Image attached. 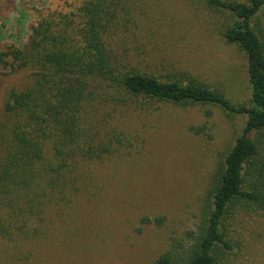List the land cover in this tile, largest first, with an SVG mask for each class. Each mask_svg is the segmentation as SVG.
<instances>
[{"label":"rangeland","instance_id":"1","mask_svg":"<svg viewBox=\"0 0 264 264\" xmlns=\"http://www.w3.org/2000/svg\"><path fill=\"white\" fill-rule=\"evenodd\" d=\"M86 1L0 0V52L12 61V53L26 51L37 34L45 33L42 23L81 42L82 21L72 14ZM123 3L130 10L124 20L130 21L111 35L109 45L119 72L193 81L234 105L251 103L247 55L224 36L238 22L233 13L210 0ZM251 23L264 43V6ZM36 71L0 69V147L16 121L4 108L9 93L31 85ZM91 89L83 126L95 145L105 143L115 151L78 165L82 191L71 195L68 205L47 206L42 238L0 239V264H157L164 254L188 264L208 227L226 155L247 116L212 103L119 93L103 79ZM199 128L203 132L196 134ZM252 136L263 148L264 132ZM243 189L264 196V148L247 168ZM262 196L233 200L221 224L231 249L218 245L215 264H264Z\"/></svg>","mask_w":264,"mask_h":264},{"label":"trees","instance_id":"2","mask_svg":"<svg viewBox=\"0 0 264 264\" xmlns=\"http://www.w3.org/2000/svg\"><path fill=\"white\" fill-rule=\"evenodd\" d=\"M125 1L87 0L72 14L82 21L79 43H73L65 29L55 30L51 23H42L40 28L45 33L37 34L26 51L12 53V61L9 53L0 52V69L37 70L31 85L10 91L4 106L16 121L0 147V239L15 243L42 238L47 206L68 205L71 195L82 191L75 173L78 165L115 151L105 143L95 145L83 126L93 83L103 79L110 81L119 93L179 104L212 103L247 116L243 132L226 155L213 192V210L206 232L188 263L215 264L218 245L231 249L221 224L233 200L258 201L262 196L245 191L243 185L247 168L258 160L264 148L252 136L264 132V43L251 26L264 0H210V4L238 18L224 36L247 55L251 80L248 105H234L222 93L193 81L184 84L179 80L160 81L134 70L119 72L118 56L109 45L111 35L122 32L130 21L124 20L130 13ZM194 132L200 134L203 129ZM157 264L178 263L164 254Z\"/></svg>","mask_w":264,"mask_h":264}]
</instances>
